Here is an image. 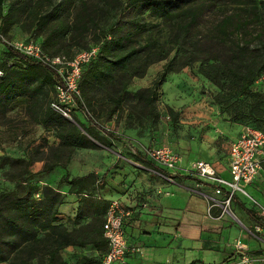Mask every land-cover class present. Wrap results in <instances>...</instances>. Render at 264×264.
Here are the masks:
<instances>
[{
	"label": "rangeland",
	"instance_id": "obj_1",
	"mask_svg": "<svg viewBox=\"0 0 264 264\" xmlns=\"http://www.w3.org/2000/svg\"><path fill=\"white\" fill-rule=\"evenodd\" d=\"M138 1L109 0L106 3V0H6L4 5L5 14L8 16L9 21L3 28L0 27V37L7 44L27 45L34 43L43 46L47 30L40 27V23L35 18L36 15H33L34 11L46 14L53 10V5L51 4L59 5L63 3L65 8L61 11L60 18L65 23L70 24L74 21L76 14L82 9V5L87 4L89 8L87 14L93 15L97 19L99 27L94 28L90 32L79 31L69 35L67 42L60 46V51L57 53L53 49L45 50L44 48L43 50L44 54L49 58L64 55L71 59L82 52L96 48L97 56L92 61L96 68L87 65L84 67V73L93 72L94 70L95 73H99L102 70H106L105 66L113 57L103 51L101 42L103 35H119L120 27L118 26L124 25L131 20H137L140 32H136L132 46H144L150 40H159V47L153 52H156V56H159V52H161L169 57L147 65L151 61V58L148 57L150 56V51H142L137 57L138 59H134L129 67L131 68L130 73L136 74V76L131 79L128 91L134 94L137 91L153 87L159 80L165 66L170 62L173 64V71L167 75L164 82L159 86L155 102L150 106L144 107L137 105L134 101H130L125 103L118 112H115L113 111L111 96L114 97L113 85H119L116 80L121 74L120 71L115 72L114 77L110 80V77H104V74H100L98 78H93L91 73H89L91 80L85 87H79L80 96L77 97L78 100H76L75 104L70 107L72 119L63 117V123L77 126L84 132L77 124V121L88 124L92 122V124L115 136V138L110 139L112 143L104 137L99 138L101 143L106 144L110 148L103 153L104 155L111 156L113 155L112 152L120 153L124 156L123 161L125 164L133 166V164L127 162L129 160L133 163L138 162L146 168H149V166L140 160L137 154L148 162V152L154 147L168 145L181 149V147H184L183 142L186 141L188 143V141L190 142L196 137L197 140L203 141L207 136V138L215 140L219 149L220 157L216 166L227 168L229 164L228 147L236 138L222 133L219 128L220 124L229 122L245 127V132L250 128L264 132L263 123H250L248 119L244 118H242L244 120L243 124L234 122L236 117H240L243 114L248 116L250 102L264 96V86L261 78L254 82L250 87L251 93L246 96H241L233 91H222V89L201 74L200 63L194 62L189 66L183 65L184 62L190 60L188 57L189 53H185L187 49L172 43L169 29L158 19L156 13L151 11L143 13L142 9L138 10L135 6ZM154 1L160 2L163 0ZM256 1L261 4L259 8H261L263 14L264 0ZM198 5L203 8L201 9L203 12L202 21L211 28L214 16L218 14L220 18L235 16L238 9L233 0L213 3L209 2V0H200ZM212 6H216L217 10L221 8V12L213 13ZM243 7L240 6V8ZM248 30H245L244 34H247L246 39L251 42V47L256 50L260 49L262 44L257 37L264 29L258 25H251ZM200 32L205 31L199 28L195 31V35L197 36ZM3 49L4 45L0 41V71L4 70L1 67L20 65L16 56L4 55L1 52ZM41 67L43 70L42 65ZM262 76H264V73ZM18 79L17 77L15 81V92L11 93L9 97L5 95L1 97L5 101L6 98L11 99L8 105L3 106L0 103V113H2L0 114V151L5 153V155L0 153V194H2V190H8L9 186H12L13 183L10 180L12 177L25 178V176H21L25 170L24 167L13 163V160L19 159L16 156H20L16 149L17 147L25 148L32 141L38 144L35 146L37 148L34 153L36 157H47L52 164L61 162L65 166L68 165L70 159L69 152H58L56 151L58 147H48V151L40 150L41 147L48 146V143L52 142L53 139L49 138L54 134L55 124L50 122L44 127L39 125L35 117L39 119L49 106L57 101V91L55 89L57 82L36 80L21 83ZM222 97H224L223 101ZM28 99L33 102L31 107L28 106ZM79 105L83 106L84 111H80ZM169 109H172L177 117L170 116ZM187 109H190L192 114L188 113ZM260 109L263 110V107ZM189 116L190 118H188ZM88 118L91 119V122L88 121ZM19 131L31 132L33 136L20 138L18 136ZM84 134L86 133L84 132ZM94 159L92 156H86L81 161L94 163ZM204 159L211 160L205 151H201L192 161ZM184 178L185 176L180 175L172 178V180H185ZM151 180L169 179L167 176L157 172L151 176ZM43 187V185H38L33 186L32 189L36 192L37 189V191H41L40 188ZM39 199L40 195L32 194L31 201L38 203ZM236 210H238V207L232 205L230 214L227 213L221 219L219 217L216 218L220 220L219 227L214 229L220 230L217 234L222 235V231L229 228H233L234 233L230 235V238L228 236L225 238L228 247L226 244H221V249L215 252V258H212L213 253H210L208 261L223 262L225 256L230 252L229 248L231 249L237 240L246 243L256 242L247 237L248 232L242 235L239 233V230L244 229L247 225L244 226L243 222L237 218L235 215ZM213 212L216 216L221 215V210L214 209L211 213ZM247 227L252 232L254 231L252 225ZM41 235L43 236L44 233L42 232ZM0 237L1 241L9 239L2 234ZM100 253L93 247L82 249L71 247L63 249L59 253L60 257L55 261V264H82L85 258L98 259ZM208 253L207 251L206 254ZM17 254H9L11 260ZM30 264H48V258L38 253L35 258L31 259Z\"/></svg>",
	"mask_w": 264,
	"mask_h": 264
},
{
	"label": "trees",
	"instance_id": "obj_2",
	"mask_svg": "<svg viewBox=\"0 0 264 264\" xmlns=\"http://www.w3.org/2000/svg\"><path fill=\"white\" fill-rule=\"evenodd\" d=\"M107 1L109 0H106V3ZM199 1L163 0L156 2L154 0H139L135 6L138 10L142 9L143 13L145 11L156 13L158 19L169 29L172 43L187 49L185 53H189L190 60L184 62L183 65L189 66L198 62L200 63L201 74L222 91H233L241 96L250 94V87L259 78H262L264 73V30L258 34L257 39L262 47L257 50L251 47L252 44L246 39L247 34L244 33L245 30L249 31L248 27L251 25H258L264 29V13L262 14L261 8H259L261 4L256 0H233L238 7L235 16L220 18L218 14L214 16L211 28L202 21L203 12L201 9L203 8L198 5ZM216 1L224 0H209L211 3ZM5 2L6 0H0L1 28L9 21L5 14ZM51 5H53V10L46 14H41L38 11L33 13L36 15L35 18L40 23V27L47 30L43 46L41 45L42 50L44 48L45 50L53 49L57 53L60 51V46L67 42L69 35L79 31L90 32L99 27L97 19L93 15L87 14L89 12L87 4L82 5V9L70 24L65 23L60 18V13L65 8L64 4ZM240 6L244 7L240 8ZM215 7L212 6V12L220 13L221 8L217 10ZM118 27H120L119 35L108 36V34H104L101 40L104 53L113 56L105 66L106 70L99 73H95V70L84 73L83 68L79 87H85L89 83L91 80L89 73L93 78H98L100 74H104V77H110V80L114 77L115 72L120 71L121 74L116 80L119 85L115 86L114 84L112 89L114 95V97L111 96L113 111L118 112L125 103L130 101L144 107L150 106L155 102L159 86L173 71V64L170 62L165 66L159 80L153 87L137 91L134 94L130 93L128 85L136 74L130 73L131 68L129 67L134 59H138L137 57L142 51H150L148 57L151 58V61L147 65L165 60L169 56L163 55L161 52H159V56H156V52H153L159 47V40H150L144 46H132L136 32H140L137 20H131ZM199 28L204 29L205 32H200L196 36L195 31ZM0 41L4 45L1 52L7 56H16L20 62V65L1 67L4 69L2 70L3 76L0 77V103L3 106H7L11 99L6 98L5 101L1 97L4 95L9 97L11 93L15 92L17 77L21 83L36 80L41 82L43 80L55 81L57 82L56 86L61 83L54 69L37 59L18 52L3 41L1 37ZM92 61L85 66L96 68ZM75 99L78 100L77 97ZM250 103L249 115L243 114L236 117L234 122L243 124L242 118H244L248 119L250 123L264 124V96L258 97ZM31 104L33 102L28 99V106L31 107ZM51 105L39 119L37 117L35 119L38 120L39 125L44 127L50 122L55 124L54 136L60 141L56 151L69 152V157H71L76 149H97V145L89 138L100 142V137L92 131L94 129H99L106 136L115 138L114 134L92 124L90 118L88 121L91 124L77 121V124L86 133L84 134L77 126L63 123V116L52 109ZM262 107L263 110L260 109ZM79 109L84 111L82 105H79ZM169 114L174 118L177 117L172 109H169ZM101 144L110 149L106 144ZM137 155L149 167L167 176L152 161L147 162L139 154ZM13 163L24 167L25 170L21 176H25V178L12 177L10 180H12L13 185L9 186L8 190H2V194H0V235L10 239L7 241L0 240V264H30L31 259L35 258L38 253L47 256L48 264H55V261L60 257L59 253L70 247L81 249L93 247L101 252L99 258H85L82 264H102V256L107 251L103 225L110 206V202L100 194V191L105 187V177L100 178L93 173L71 180L69 176L64 179V183L71 187L70 193L80 199V212L76 218L63 222L59 219V215L60 207L65 203V195L50 186H44L40 188L41 191H37V189L35 192L32 187L38 186V182L33 180L36 175H33L29 170L30 161L17 159L13 160ZM54 167L55 164L51 163L48 171H52ZM32 194L40 195L38 203L31 201ZM234 203L238 204L239 201L236 199ZM241 206L250 219L258 225L261 224V218L255 212L256 210L247 209L243 204ZM42 232L44 233L43 236L41 235ZM251 252L264 255L262 251ZM11 253L18 254L11 260L9 255Z\"/></svg>",
	"mask_w": 264,
	"mask_h": 264
},
{
	"label": "crops",
	"instance_id": "obj_3",
	"mask_svg": "<svg viewBox=\"0 0 264 264\" xmlns=\"http://www.w3.org/2000/svg\"><path fill=\"white\" fill-rule=\"evenodd\" d=\"M187 111L192 114L190 109ZM219 128L222 133L236 139L245 132V127L229 122L220 124ZM92 131L96 136L104 137L112 143L111 138L101 130ZM52 135L49 138L53 139L52 142L48 143V146L41 147V151H48V147L59 146L60 141L54 134ZM18 136L26 138L33 134L19 131ZM89 138L97 145V149H76L67 166L58 162L52 171H48L51 164L49 158L34 155L37 150L35 146L38 145L36 142L31 141L25 148L15 146L20 154L16 157L30 161L29 170L36 175L33 180H36L38 185L53 187L65 195V203L60 207L61 221L72 220L80 212V199L70 193L71 187L64 183V179L67 176L71 180L94 173L100 178L105 177V187L100 191L101 196L110 204L113 201H119L132 211L131 218L125 222L131 252L128 253L124 264H192L194 262L196 264H227L233 255L232 248H229L230 252L223 262L208 261L210 253H213L212 258H215V252L221 249V244H226L228 247L225 238L227 236L230 238V235L234 233L233 228L223 230L222 235L217 234L220 230H214L219 227L220 220L216 219L219 216H216L214 212L211 214L208 212L207 196H213V187L210 183H201L183 173L176 176H185V180H151V176L158 171L129 160L127 162L133 166L125 164L124 156L120 153L111 151L113 155L106 156L103 153L108 149L97 140ZM183 144L184 147H181L180 152L184 165L197 157L201 151H205L211 160H204L212 163L221 176L230 178L229 164L227 168L216 166L220 153L214 139L206 136L203 141H199L196 137ZM0 153L5 155L3 151ZM86 156L94 157V163L81 161ZM263 167L258 179L249 186V191L264 206ZM233 205L238 207L235 215L244 226L252 225L254 228L257 225L242 209L241 202L233 203ZM247 226L242 229L243 231L239 230V233L242 235L248 232L247 237L256 242L243 243L251 247V251L264 253V228L261 232H252ZM136 249H140L141 252H136ZM207 251L208 254H206Z\"/></svg>",
	"mask_w": 264,
	"mask_h": 264
},
{
	"label": "built area",
	"instance_id": "obj_4",
	"mask_svg": "<svg viewBox=\"0 0 264 264\" xmlns=\"http://www.w3.org/2000/svg\"><path fill=\"white\" fill-rule=\"evenodd\" d=\"M18 52L41 61L55 70L61 83L56 86L57 101L51 108L66 119L71 118L70 109L80 96L79 83L83 68L97 56V49L82 52L72 60L65 56L47 57L39 44H9ZM3 76L0 71V77ZM261 81L264 86V76ZM230 178L220 175L217 168L205 160H194L184 165V159L179 148L173 146L154 147L148 152V158L157 167L168 174V179L178 174H185L201 183H210L213 196L208 198V212L221 210L219 218L231 213V207L237 199L247 209H254L261 218V224L254 226V231L261 232L264 228V206L250 193L251 186L259 177L264 163V132L258 129H248L228 148ZM1 180V174H0ZM132 216V211L119 201H113L106 213L103 225L104 237L107 241V251L102 256V264H124L131 252L126 236L125 222ZM233 255L227 264H262L264 255L251 252L249 247L240 240L232 246ZM136 252H141L136 249Z\"/></svg>",
	"mask_w": 264,
	"mask_h": 264
}]
</instances>
